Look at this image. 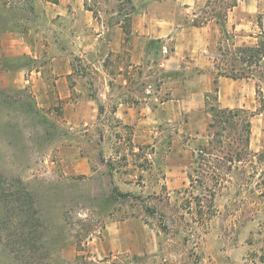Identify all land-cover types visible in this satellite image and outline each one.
<instances>
[{
	"label": "rangeland",
	"instance_id": "1",
	"mask_svg": "<svg viewBox=\"0 0 264 264\" xmlns=\"http://www.w3.org/2000/svg\"><path fill=\"white\" fill-rule=\"evenodd\" d=\"M235 1L236 7L231 6ZM45 5L46 0H0V69L29 65L31 81L19 92L0 87V264H264V147L253 152L231 128L222 138L209 136L207 107L216 103L213 84L204 107L192 115V125L184 108L172 125L162 123L139 134L131 126L114 130L107 145L110 115L107 101L103 104L98 96L107 86V57L102 63L101 54L69 57L75 75L69 77L70 87L78 84L75 77H86L80 83L100 106L95 123L85 125L75 122L57 97L53 56L35 42L40 33L46 42L49 34L57 36V27L72 24L96 32L119 21L125 29L147 25L156 14H176L183 26L208 18L206 23L218 31L211 45L215 66L255 80L256 112L262 118L264 0H196L191 6L185 0H80L78 9L70 4L63 17H54ZM222 6L225 25L213 17ZM43 10L54 17L55 32L47 22L50 27L41 29ZM23 34L38 59L23 56L25 48L29 51L17 41ZM13 39L15 47H8ZM165 53L168 49L155 55L151 67L138 70L131 87L159 90L168 100L186 102L199 87L198 67L169 71ZM116 152L118 161L112 160ZM77 153L90 158L106 186L108 172L116 170L114 178L127 183L123 192L129 195L113 192L107 201L104 193L97 199L96 182L87 185L69 174ZM130 218L144 223L149 249L118 252L107 244L105 252L102 242L89 245L111 221Z\"/></svg>",
	"mask_w": 264,
	"mask_h": 264
},
{
	"label": "crops",
	"instance_id": "2",
	"mask_svg": "<svg viewBox=\"0 0 264 264\" xmlns=\"http://www.w3.org/2000/svg\"><path fill=\"white\" fill-rule=\"evenodd\" d=\"M195 1L185 0L190 6ZM79 3L80 0H46L44 7L52 10L55 13L54 17H63L69 14L70 4L72 9H78L76 6ZM82 9L86 13L91 12L83 5ZM144 16L146 17L147 14ZM54 17L43 10L40 17L43 23V25H40L41 29L45 26L44 23L47 22L52 25V29L47 28L50 27L47 25L45 27L55 32ZM177 19L176 14H156L151 15L150 22L147 25L137 24L131 29H125L123 21H119L115 25L107 24L103 30L96 32H93L89 25L78 29L79 26L74 28V24H72L71 27L67 28L57 27L56 29H59L55 34L57 36L54 38L49 34L46 42H44L40 33L38 41L35 42L39 47H43L46 51L49 50L50 56H53L57 97L64 101L65 108L72 114V119L75 122H83L85 125L95 123V111L98 109L100 113V106H97L96 99L90 97L88 89L80 83L81 78L85 79L86 77H75L74 80L78 84L73 85L72 88L70 87L69 77L75 75L69 57L79 55L89 58L94 54L96 56L101 54L99 57L101 63L106 59L105 56L107 57V75L105 73L107 86L105 89L100 90L98 94L103 104L107 101V115H110L107 119V128H109V131L111 130L107 136V145L110 136L114 139V130L120 131L123 126H131L134 128L135 133L139 134L141 129H159L162 123L172 125L178 120V112L182 113L184 108L191 113L188 123L192 125V115H198V109L204 107L206 93L211 91L212 84L214 89V80L218 78V104L220 107L243 108L254 112L251 118L249 148L253 152L260 151L264 147V142H262V139H264V114L261 118L262 113L256 112L257 86L255 80L252 77L233 78L218 73L219 69H217L212 59L213 48L211 46L217 38L216 33L218 31L213 29L210 24L211 21L201 26L194 24L183 26L177 23ZM75 23H77V20ZM233 28L236 29V26L233 25ZM2 38L0 36V43L4 45ZM20 38L21 41L18 39L17 41L24 43L29 48V51L25 48L23 56L27 55L38 59L39 54L34 55L32 45L28 42L25 34ZM15 39L8 47H15ZM103 47H106L104 50L107 51L100 53ZM65 48L68 51L63 52L62 50ZM167 49L168 53L164 54V65L166 69L168 67L171 69L169 71H177L184 67L189 68L188 65L198 67L199 87L197 91L189 93L190 98L186 102L180 99L168 100L162 96L159 90L151 88L140 90L136 86L131 87L139 73L138 70L146 65L151 67L155 55L162 51L166 52ZM52 51H54V54ZM70 51L71 54L68 53ZM28 68L29 65L20 64L0 69V87L2 90L9 87L18 92L26 90L27 84L31 82L28 74H26ZM215 70H217L216 75L213 74ZM36 74L40 78L42 77L41 70H37ZM257 130H259L258 136ZM115 139L118 144L122 142L120 135H117ZM75 156L68 166L69 174L77 178L82 177L87 185L96 182L97 189L93 192H95L97 199L102 200V194L107 193V201H110L115 187L121 192L125 190L124 185L127 183L122 184L119 177H117L119 179L114 178L115 174H118L116 170H113L112 173L108 172L109 179L106 186V184L99 182L97 170L89 157L81 156L78 153ZM112 157V160L116 161L121 159L118 152ZM174 169L176 168L173 167L171 170ZM76 185L77 183L71 184V186ZM143 231L144 223L139 219L130 218L111 221L105 227L102 237H94L89 245L95 248L98 243L102 242L106 246L105 252H107V244L114 251L126 252L132 250L138 252L149 249L147 247L149 242L144 238Z\"/></svg>",
	"mask_w": 264,
	"mask_h": 264
},
{
	"label": "trees",
	"instance_id": "3",
	"mask_svg": "<svg viewBox=\"0 0 264 264\" xmlns=\"http://www.w3.org/2000/svg\"><path fill=\"white\" fill-rule=\"evenodd\" d=\"M122 1V0H120ZM129 3H132V0H127ZM237 5V2H233L231 6ZM230 7V6H229ZM213 17L218 19V23L225 25V19L227 17L226 7L222 6L218 10L214 11ZM208 18H205V21L200 23H194V25H204ZM249 50L255 49L251 46L248 47ZM219 74L228 75L233 78H238L235 75L228 71L220 72V68H218ZM213 94L215 95V104H211L207 107V111L210 114V119L208 123L207 130L209 131V136H219L224 137L225 132L231 128L232 130H236V134H238V141L244 142L249 145L251 138V118L254 115V112L249 111L243 108H223L218 104V78L214 80V89ZM242 130V133H239V130ZM244 132V133H243ZM240 157V152H238ZM232 157V156H231ZM114 193L118 196L125 197L129 195L128 193H124L118 190L117 187L114 188Z\"/></svg>",
	"mask_w": 264,
	"mask_h": 264
}]
</instances>
